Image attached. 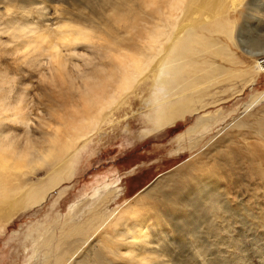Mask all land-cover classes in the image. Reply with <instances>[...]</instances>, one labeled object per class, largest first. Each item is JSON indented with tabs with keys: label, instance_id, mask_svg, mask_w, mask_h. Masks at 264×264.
Here are the masks:
<instances>
[{
	"label": "rangeland",
	"instance_id": "1",
	"mask_svg": "<svg viewBox=\"0 0 264 264\" xmlns=\"http://www.w3.org/2000/svg\"><path fill=\"white\" fill-rule=\"evenodd\" d=\"M65 1L0 0V105L14 106L0 109L11 138L0 146V264H166L158 241L208 264L175 208L201 192L222 201L213 230L199 231L205 256L264 264V0H228L232 10L174 41L187 0ZM73 27L91 39H56ZM50 31L58 51L24 47ZM168 45L157 80L149 66ZM82 75L102 88L98 101L83 99ZM154 95L167 112L190 110L159 128Z\"/></svg>",
	"mask_w": 264,
	"mask_h": 264
},
{
	"label": "bare ground",
	"instance_id": "2",
	"mask_svg": "<svg viewBox=\"0 0 264 264\" xmlns=\"http://www.w3.org/2000/svg\"><path fill=\"white\" fill-rule=\"evenodd\" d=\"M71 1V0H70ZM70 1H65V3L68 5V6H70L71 8L70 9H74V10H81V9H83L84 10V6L85 5H87V4H89V2L87 3L86 1L87 0H83V1H85L86 2V4L83 6V5H81V4H79V5H77V3H76V5L75 4H72V3H70ZM78 1V0H77ZM80 1V0H79ZM78 1V2H79ZM82 1V0H81ZM96 1V0H95ZM98 1V0H97ZM100 1H105V0H100ZM228 0H187V2H186V4L184 5V8H183V10L181 11V13H180V23L178 24V26H177V32L174 34V37H173V41L175 40V39H179L180 37L182 38V36L183 37H186V39H189V38H191L190 37V35H192V32H191V27H193V25L195 24V23H197V22H200V20H207V21H210L211 19H214L215 17H217V16H221V15H223V14H225L227 11H229V10H232L231 8H233V6L231 5V3H230V5H228V2H227ZM259 1V0H258ZM90 2H92L91 0H90ZM234 2V1H233ZM94 3V2H93ZM89 6V5H88ZM87 7V6H86ZM115 8H117L116 6H115ZM114 8V9H115ZM69 9V8H68ZM72 11V10H71ZM113 11V10H112ZM68 14V13H67ZM116 14V13H115ZM73 15V14H72ZM178 17V16H177ZM200 19V20H199ZM197 21V22H196ZM24 28H26V26L25 25H22V26H19L18 28H17V30L19 31V32H17V30L16 29H14V31H13V34H15V30H16V32L17 33H21L22 34V30L24 29ZM74 28V27H73ZM67 29L66 30V32H65V30H63L64 32H60L61 33V35L59 36V33H56L58 36H56V39H58V40H60V41H63V42H69L68 44H71V42H74V41H77V43L78 42H82V41H87V40H90L91 39V34H90V32H88V31H86V33L85 32H83V31H81V30H79V28H77V29ZM82 30H84L85 31V29H83V28H81ZM227 30V29H226ZM56 34H54V35H56ZM88 34H90V35H88ZM88 35V36H87ZM182 35V36H181ZM186 35V36H185ZM55 37V36H54ZM58 37V38H57ZM88 38V37H90V39L88 38L87 40H80V39H84V38ZM195 38V37H194ZM185 39V40H186ZM46 40V44H47V49H49L51 52H53V50H57L56 49V44H55V41H54V38H52L51 37V31L50 32H44V33H41V34H38V39L37 40H34V38H33V40H32V43H31V39L30 40H27V43H26V45L24 44V47H28V46H30V44H35V42L38 44V46H39V43L40 42H43V41H45ZM188 41V40H187ZM39 42V43H38ZM62 42V43H63ZM61 43V42H60ZM37 44H36V46H37ZM59 44V43H58ZM57 44V45H58ZM64 44V43H63ZM73 44V43H72ZM71 44V45H72ZM190 44V43H189ZM58 47V46H57ZM171 47H172V45L170 46V45H168L166 48H165V50H164V53L161 55V56H158L157 58H156V56H155V60H153L154 62L152 63V65H150L149 66V68H150V71H149V74H151L155 79H157L158 80V78H160V76L162 75V73H164L165 71H164V68L163 67H165V63H166V60H167V56L169 55V53H171V52H169L170 50H171ZM39 48V47H38ZM48 50V51H49ZM59 50V49H58ZM57 50V51H58ZM57 51H54V53H51L50 52V54H52L51 56H53L54 57V59H55V61L57 62H55L56 64H58V66H56L57 67V69L56 70H58V67L60 68V67H63V65H64V60L62 59V57L59 55L60 54V51L59 52H57ZM123 52H125V51H123ZM169 52V53H168ZM59 53V54H58ZM120 53V52H119ZM118 53V55H120ZM126 53V52H125ZM122 54V53H121ZM117 55V56H118ZM157 55V54H156ZM50 56V55H49ZM51 56H50V58H51ZM120 57V56H119ZM65 58V57H64ZM125 58H126V55H122V58H121V61H119L120 63H121V65H122V68L123 67H125L127 64H126V61H125ZM154 58V57H153ZM170 58H172V61H174L175 63H174V67H175V72H185V64H183L182 62H181V57H179V54H176V55H174V57H170ZM51 59H53V58H51ZM54 59H53V61H54ZM66 59V58H65ZM67 60V59H66ZM69 61V60H68ZM172 61H170V62H172ZM51 62H52V60H51ZM67 62V61H66ZM65 62V63H66ZM170 62H168V63H170ZM258 63L261 65V68H260V71H264V57H262V58H260V60L258 61ZM67 64V63H66ZM75 64V63H74ZM188 65H190V63L188 64ZM187 64H186V66H188ZM54 66H55V64H54ZM147 66V65H146ZM169 67H170V65L168 66V69H169ZM77 69V68H76ZM170 69H171V67H170ZM169 69V70H170ZM183 69V70H182ZM62 70V69H61ZM172 70V69H171ZM170 70V71H171ZM59 71V70H58ZM68 71H72V70H68ZM67 71V72H68ZM75 71V70H74ZM96 71V70H95ZM57 71H55V73H56ZM68 73H71V72H68ZM60 74V72H58L57 73V75L58 76H60L59 75ZM63 74H65V72H64V70H63ZM83 75H85L86 76V74L84 73ZM82 75V76H83ZM63 75H62V73H61V77H62ZM68 77H65L64 78V80L66 79V78H68V79H71L72 77H70L69 75H67ZM81 76V77H82ZM85 76H83L82 78H84ZM64 77V76H63ZM70 77V78H69ZM76 77V76H75ZM109 77V76H108ZM107 77V78H108ZM106 78V79H107ZM94 79V78H93ZM73 80V79H72ZM84 89L83 90H81L82 91V93H81V95H82V97H83V99L85 100V102H92V101H98L99 100V98L101 97L100 95H101V91H102V88L100 87V85L99 84H96L95 82L93 83V81H95V80H93V81H91V82H89L88 80V77H85L84 78ZM90 80H92V79H90ZM107 80H109V79H107ZM71 81V80H70ZM61 82H63V80L61 81ZM65 82V81H64ZM72 82V81H71ZM101 82V81H100ZM73 83V82H72ZM75 83V82H74ZM83 83V82H82ZM71 85V84H70ZM80 86V85H79ZM100 96V97H99ZM3 99H4V96L2 97ZM1 97H0V99H2ZM157 98L158 97H156L155 95H154V100H155V106H156V110L154 111V112H156V117H155V123L156 124H158V127L160 128V127H164V126H167V125H170V124H172V123H174V121L176 120V118H178L179 116H181V115H183V113L184 112H187V111H189L190 110V108L188 107V106H186V105H184L183 107H181L180 109H178L176 112H174L173 111V109L172 110H170V111H165L164 109H163V107H162V102H160V99H158L157 100ZM124 101H125V99H124ZM123 102V101H122ZM13 108H14V106H12ZM12 107H10V108H7V106H1L0 105V109L3 111V112H7V111H9V109H11L12 110ZM0 110V111H1ZM13 111V110H12ZM17 114H20V111H16V115ZM22 114V113H21ZM1 115V114H0ZM23 115V114H22ZM20 116V115H19ZM24 119V118H23ZM23 119H22V121H23ZM25 120V119H24ZM24 122V121H23ZM154 122V121H153ZM154 123V124H155ZM153 124V123H152ZM0 136L1 137H3V138H0V146H1V148L2 149H5L6 147L8 148L9 147V145L11 144V138L10 139H8L7 137H8V135H2V134H0ZM7 140V142H5L4 143V141H6ZM0 148V149H1ZM30 148V147H29ZM64 166H65V163H63V164H61L60 165V169H59V171L61 170V169H63L64 168ZM200 188V187H199ZM200 190L201 191H204L203 190V187L202 188H200ZM201 191H199V192H201ZM210 191V190H209ZM189 193V192H188ZM201 194H203L202 196H200V195H198V196H196V197H192V196H190V194L188 195V194H186L187 196H185V195H181V197L179 198V199H177V203H178V206L177 205H175V208H178L180 211L184 208V211L183 212H188V217H187V219L185 220V223H183L182 225L183 226H187V229L188 228H191L192 226L194 227H192L191 228V231L189 232V230L187 231L188 233V235H190V234H192V235H190V236H193L195 239H198L199 240V245H200V249H201V251H202V253H201V255L202 256H200L199 255V257L200 258H202V260L204 259L208 264H230V263H232V260L231 259H228V256L227 257H224L225 255L224 254H226L225 252H226V250L225 251H218V250H215V251H210V252H208V253H206L207 255L205 256V253H203V251L205 250V246H206V243L205 242H202L201 243V238H200V233H199V231H201L202 232V229H203V224H206V223H208L207 225H205L204 226V228L208 231V233L209 232H211V230H213L212 229V225H214V223H213V220H214V218H212V214H214V213H212V211H216V209H219L220 208V205H221V202L222 201H219V199L218 198H216V199H213L211 196H209V195H206V192H201ZM207 194H208V191H207ZM196 198H199V200H198V204L196 203L195 204V202H196ZM176 203V204H177ZM13 206V202L12 203H10V207H12ZM230 212V211H229ZM236 215L237 214H225L224 215V220H226V222H228V220L229 219H231V218H233V219H235L236 218ZM9 216H11V214H9ZM172 218V217H171ZM213 220H212V219ZM172 219H174V218H172ZM211 220H212V222H211ZM173 222H174V220H172ZM176 222V221H175ZM243 222V221H242ZM247 223V222H246ZM233 224V223H232ZM250 229V228H249ZM247 231V230H246ZM144 234H145V232H144ZM136 235H140V233L139 234H136ZM144 236V235H143ZM184 237V236H183ZM213 237H216L218 240L220 239V238H218V235H216V234H214L213 232H212V234H210V236H209V238H213ZM163 239V238H162ZM161 239V240H162ZM231 240V239H230ZM251 240H252V237H251ZM165 241V240H164ZM159 242V241H158ZM155 243V244H153V245H151V247H155V248H158L159 249V251H163V253H162V257H168V258H170V259H167V263L166 264H193L190 260H186V259H188V254H190V249L192 250V247H190V249H189V246H185V249H183L184 248V246H182V248L180 247L179 249H181L180 250V252H176V249H175V247H173V244L171 245L169 242H167V241H165L164 242V244L162 245V246H160V244L162 243L161 241V243ZM217 242V241H216ZM228 242V241H227ZM232 242H233V240H232ZM235 243V242H234ZM252 243H253V245H254V242L252 241ZM241 244V243H240ZM239 244V245H240ZM212 244H209L208 243V245H207V248H211L212 246H211ZM218 245H224V246H226V247H230L229 246V244L228 243H226L225 241H219V244ZM244 245V244H243ZM243 245L241 246V247H243ZM234 247H235V245H234ZM187 248V249H186ZM238 248V247H237ZM193 249H196V248H193ZM197 250V249H196ZM195 251V250H194ZM198 251V250H197ZM200 251V252H201ZM184 252V253H183ZM199 252V251H198ZM213 252H215V253H213ZM213 253V254H212ZM192 256V255H191ZM205 256V257H204ZM160 257V256H159ZM190 257V256H189ZM199 257H197V258H199ZM163 258V259H164ZM212 258V259H211ZM189 259H191V260H193L192 258H189ZM203 260V261H204ZM231 260V261H230ZM194 261H196V260H194ZM204 261V262H205ZM239 261V260H238ZM242 262V261H241ZM198 263V261H196L195 262V264H197ZM199 264H202V263H200L199 262ZM234 264V263H233Z\"/></svg>",
	"mask_w": 264,
	"mask_h": 264
}]
</instances>
